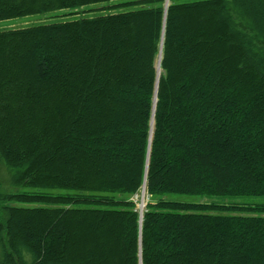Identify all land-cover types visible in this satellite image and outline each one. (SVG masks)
<instances>
[{
    "label": "trees",
    "instance_id": "obj_1",
    "mask_svg": "<svg viewBox=\"0 0 264 264\" xmlns=\"http://www.w3.org/2000/svg\"><path fill=\"white\" fill-rule=\"evenodd\" d=\"M30 15L0 28V264H264V0H0Z\"/></svg>",
    "mask_w": 264,
    "mask_h": 264
},
{
    "label": "rangeland",
    "instance_id": "obj_2",
    "mask_svg": "<svg viewBox=\"0 0 264 264\" xmlns=\"http://www.w3.org/2000/svg\"><path fill=\"white\" fill-rule=\"evenodd\" d=\"M167 4H168V1H167ZM96 8H94V9L96 10ZM86 10H89V9H86ZM93 12L94 11L89 12V13L92 15V14L95 13V12L94 13ZM46 18H47V16H44V15H30V16L22 17L20 19H12V20L10 19V20H6V21H3V22L1 21L0 28L1 27L3 28L4 26H7V25H10V26L11 25H15V24L18 25L19 23L20 24L24 23L25 25L26 24L29 25V24H33V23H37V22L46 21ZM163 40H164V32L162 34V43H163ZM156 102H157V93L155 94L154 110H153V115H152L153 117L155 115ZM144 184H145V182H144ZM5 188H7V189H5ZM144 188H145V185H144L142 191H140L137 196L135 195V199H136L135 201H136V204H137V208L140 211H142L144 209V207L146 206V204H147V194L144 192ZM0 189H5V191L14 190L11 187H1V186H0ZM176 198L183 199V200H186V201H195V200H197L198 197L193 196V195H187V196H185V195H177ZM141 221H142V218H141Z\"/></svg>",
    "mask_w": 264,
    "mask_h": 264
},
{
    "label": "bare ground",
    "instance_id": "obj_3",
    "mask_svg": "<svg viewBox=\"0 0 264 264\" xmlns=\"http://www.w3.org/2000/svg\"><path fill=\"white\" fill-rule=\"evenodd\" d=\"M158 69H159V74H160V72H161V68H160V65H159V68H158Z\"/></svg>",
    "mask_w": 264,
    "mask_h": 264
}]
</instances>
